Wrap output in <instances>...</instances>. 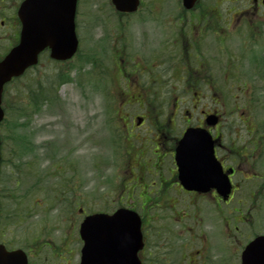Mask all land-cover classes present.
I'll use <instances>...</instances> for the list:
<instances>
[{"label": "flooded vegetation", "instance_id": "flooded-vegetation-1", "mask_svg": "<svg viewBox=\"0 0 264 264\" xmlns=\"http://www.w3.org/2000/svg\"><path fill=\"white\" fill-rule=\"evenodd\" d=\"M223 6L226 15L221 14ZM110 9L112 14L103 17L101 26L105 32L113 29L119 32L107 53L108 65L103 66L110 82L130 84L133 80L142 92L140 82L145 80L150 86L162 85L172 90L164 96L173 102L166 125H159L158 121L149 128H145V121L141 126L131 123L132 128L125 125L127 130L150 129L155 147L149 204L138 212L144 236V248L138 254L141 263L243 264V252L263 239L262 245L254 250L255 259L250 257L248 264H264V90L247 88L233 96L237 100L233 109H222L228 98L229 81L237 85L249 74L255 79L256 70L264 71V62L244 63L247 53H253L247 45L255 35L264 37V0H198L191 10L184 8L182 0H141L135 14ZM164 9L169 14H164ZM111 21L116 27L110 25ZM133 27L141 28L144 36L141 32L136 38L143 44L130 63L131 56L126 52L132 49L128 34ZM231 37L246 44L240 49L238 63L220 62L212 67L202 60L210 38L219 40L220 46L216 47L222 50L227 47L221 44L228 45ZM242 67L249 70L244 72ZM224 74L226 78L221 79ZM208 83L226 88L215 94L220 107L212 113L218 117V125L209 128L205 127L208 112L201 111V86ZM133 97L120 94L121 102L125 103ZM181 100L191 103L193 111L181 115V125L173 126ZM191 128L207 129L211 135L215 157L231 184L226 198L217 188L201 193V185L198 190H189L181 183L176 152L184 133ZM198 154L201 157V148ZM199 173L201 184V165ZM209 205L214 207L219 228L205 225ZM67 212H76L80 217L87 214L81 207L63 210V214ZM68 219L71 221L72 217ZM73 226L76 228V223ZM80 227L81 222L78 238H69L65 233L59 245L53 240L43 241L33 258L48 253L45 264L49 260V264H58L63 256L75 258L77 252L73 254L70 242L78 240L82 245ZM3 237L1 232V241Z\"/></svg>", "mask_w": 264, "mask_h": 264}, {"label": "rangeland", "instance_id": "rangeland-1", "mask_svg": "<svg viewBox=\"0 0 264 264\" xmlns=\"http://www.w3.org/2000/svg\"><path fill=\"white\" fill-rule=\"evenodd\" d=\"M104 1L82 0L79 20L83 42L79 56L65 65L44 58L37 69L27 73L23 82L13 84L7 90L6 105L12 109L23 107L28 100L25 96L31 99L32 95L37 94L35 92L37 90L43 91L42 95L51 101L40 113L35 114L32 120H28L29 127L24 129L19 127L18 114H12L1 129L2 134L8 136L10 140V144L4 145L0 181V195L5 206L2 226L11 223L4 229L5 237L2 241L12 245V248L26 250L28 246L34 244H39L40 247L41 240L46 238L58 243L59 239L65 236L62 228H68L70 238H77L73 224H79V218L76 221L78 214L76 212L63 214L65 209L74 211L82 204L90 208L89 212L112 211L119 205L121 197L124 206L126 202L128 205L131 204L130 199L126 197L132 192L129 187L133 186L129 184L130 176L127 173L130 168L127 166L145 162L146 157L151 159L147 152L151 153L152 149L144 148L151 143L146 137L145 130H137L136 133L130 131L126 134L125 124L131 125L135 116L150 113L155 116L157 111L158 115L163 114L161 120L168 115L166 105L169 101L165 103L162 100H166L164 96L172 91L171 88L165 90L162 85L149 86L147 81L141 79L140 85L145 90L143 94L159 87L154 90V95L161 96L157 104L145 103L139 93V87L134 86L133 80L130 84H112L109 77L104 74L103 66L108 65L107 53L119 34L114 29L105 32L101 28L104 16L100 15H105ZM20 2L21 0H0V58L15 43L17 26L13 16ZM168 11L164 9V14H169ZM114 24L115 22L111 21L112 27H116ZM149 29L148 26L147 31ZM141 32L142 29L136 27L129 30L132 49L126 53L131 56L130 63L137 49L143 44L136 40L141 36ZM236 41L238 49L231 44L227 53H238L233 61L238 63L242 42L238 39ZM260 47H264V43L258 48ZM204 52L211 64H214L217 53L211 54L205 50ZM211 57L215 59L211 61ZM227 57L230 56L224 53V58ZM225 62L227 63L226 60ZM248 70L247 67H242V71ZM256 71L255 79L249 74L237 85L229 81L226 86L228 98L224 100L226 110L233 109L237 104L233 96L243 93L247 88L264 90V81H261L264 71ZM225 75H222L221 79ZM20 89L24 90V101L17 98L16 92ZM130 92H133L135 99L131 105L126 106L125 102H121L120 94L128 95ZM208 96L201 102V110L204 108L210 112L218 108V105H215L212 96ZM157 105L160 107L163 105V113L160 108L154 110ZM23 108L27 112L26 107ZM10 121L11 124L16 123L15 132L8 130ZM19 138H28L30 146L36 151L27 155L26 150L27 156L18 159L23 147L17 148L15 158L11 150L16 147ZM147 182L151 184V180ZM138 186L142 187L141 184ZM125 188L130 192L126 194L123 191ZM140 193L142 192L137 188L134 193L136 201ZM85 197L87 199H84ZM77 201L80 202L76 204ZM202 206L205 204L202 203ZM207 207L206 227L219 228L220 223L216 219L213 205ZM161 214L165 215V212ZM9 215L12 219L8 218ZM70 217L71 221L68 219ZM70 243L74 254L76 243L74 241ZM47 254L44 253L40 261L34 259L33 264H44L43 260ZM50 262L51 260L46 264ZM59 264L78 263L72 256H63Z\"/></svg>", "mask_w": 264, "mask_h": 264}, {"label": "water", "instance_id": "water-1", "mask_svg": "<svg viewBox=\"0 0 264 264\" xmlns=\"http://www.w3.org/2000/svg\"><path fill=\"white\" fill-rule=\"evenodd\" d=\"M77 1L25 0L20 6L18 11L22 24L20 41L0 62V122L4 117L2 93L7 83L36 65L39 55L47 48L51 50L54 59L61 61L71 59L77 52L79 45L75 31ZM112 1L117 10L127 13L135 12L139 5V0ZM183 1L185 7L191 9L196 0ZM190 136L187 135L188 138ZM187 144L188 140L184 145L181 144L179 154ZM185 159L186 157L182 155L181 160L184 162ZM214 166L215 161L212 163L209 159L205 161L201 159V181L213 179ZM204 185L206 184H201ZM139 229L138 216L125 210H120L113 216L88 217L81 228V236L85 243L81 264H125L133 236ZM130 260L131 264H135L134 259ZM0 264H28V260L22 251L8 252L0 246Z\"/></svg>", "mask_w": 264, "mask_h": 264}, {"label": "trees", "instance_id": "trees-1", "mask_svg": "<svg viewBox=\"0 0 264 264\" xmlns=\"http://www.w3.org/2000/svg\"><path fill=\"white\" fill-rule=\"evenodd\" d=\"M18 81H20V80H18ZM21 91H22V90L20 89L19 92H18V95H19V96H22V95H23Z\"/></svg>", "mask_w": 264, "mask_h": 264}]
</instances>
